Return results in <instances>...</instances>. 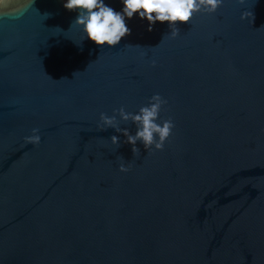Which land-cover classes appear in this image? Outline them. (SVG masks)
I'll return each mask as SVG.
<instances>
[{
  "label": "water",
  "instance_id": "95a60500",
  "mask_svg": "<svg viewBox=\"0 0 264 264\" xmlns=\"http://www.w3.org/2000/svg\"><path fill=\"white\" fill-rule=\"evenodd\" d=\"M28 2L0 8V264H264V0H224L175 38L137 13L112 47L66 0ZM156 93L162 150L98 128L103 112L135 135L113 110Z\"/></svg>",
  "mask_w": 264,
  "mask_h": 264
},
{
  "label": "clouds",
  "instance_id": "9594fccd",
  "mask_svg": "<svg viewBox=\"0 0 264 264\" xmlns=\"http://www.w3.org/2000/svg\"><path fill=\"white\" fill-rule=\"evenodd\" d=\"M34 2L29 0L28 3ZM224 0H122V11H116L105 0H66L64 8L69 11H77L78 15L74 21L75 24L82 26L86 37L96 45L103 47L105 45L112 47L119 44L122 37L131 34V29L126 25V19H131L134 14L139 15L141 19H147L148 31H152L153 25L159 22H169L171 28L170 37L175 38L180 30L176 27V22L188 23L195 13H214L222 6ZM241 3L244 0H240ZM27 3V4H28ZM9 0H0V8H7ZM48 17L50 13H45ZM253 18V13L245 11L241 14V19ZM153 65L155 61H152ZM167 101L156 93L149 98V104L141 106L138 113L125 111L121 106L114 109L123 121L131 120L137 126L135 135L129 133L127 128L119 127V121L116 115L109 116L100 113V123L98 128L106 130L108 127L114 128L117 132H123L127 137L126 143H130L134 155L140 153L136 147L137 141L143 143L144 148L148 150L154 148L162 150L165 141L171 136L172 129L175 127L171 118L165 119L162 123H157L161 108ZM32 135L24 137L25 142L39 144L41 137L38 134L39 129L33 128ZM112 144H119V138L115 135L111 137ZM123 159V157H121ZM131 165L120 163L121 172L129 171Z\"/></svg>",
  "mask_w": 264,
  "mask_h": 264
}]
</instances>
